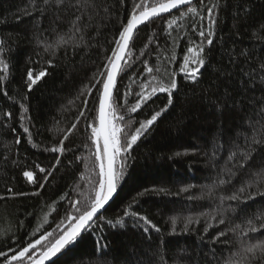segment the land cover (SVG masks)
I'll use <instances>...</instances> for the list:
<instances>
[{
  "label": "trees",
  "instance_id": "obj_1",
  "mask_svg": "<svg viewBox=\"0 0 264 264\" xmlns=\"http://www.w3.org/2000/svg\"><path fill=\"white\" fill-rule=\"evenodd\" d=\"M94 2L99 6L98 14L94 12L88 21L85 41L79 48H73L74 41L69 40L68 45L60 47L53 55L51 50L44 51L43 43L55 44L60 36L68 39L72 35L70 21L77 13L53 6L41 16L32 5L43 7V0H0V40L5 41L0 59H5L10 66L7 80L0 84V197L9 196V188L24 193L0 200V251L9 256L34 242L42 233H58L66 228L70 223L68 214H75L70 202L83 199L80 193L91 187L88 180L94 181L99 172L94 166V156L90 155L96 149L89 139L91 128L88 127L92 122L98 126L95 111L98 100L93 90V96L88 98L86 116L77 121L84 107L81 92L86 94L85 85L94 83L95 76L103 68L134 0ZM216 3L219 15L211 58L201 69L202 76L197 83L186 80L179 65L189 40L199 43L200 38L189 27L180 31L179 38L175 31L171 37L164 31L165 22L178 15L177 10L145 24L135 33L130 67L126 74L118 75L119 91L114 94L115 103L119 105L118 115L125 116L121 126L124 127L129 119L133 121L132 127L125 128V132L134 131L139 121L150 118L155 110L167 104V95L161 93L138 112L127 111L136 102L135 93L141 91V82L151 79L145 73V61L150 67L159 65L162 70L167 67L174 71L179 91L173 105L130 150L123 178L112 201L78 242L62 250L49 264H224L231 255L229 250H235L232 244L211 243L212 237L226 227L216 221H212L214 227L207 234L203 232L205 218L190 226L193 231L186 234L181 233L182 222H178L175 234H171L170 224L173 216L182 221L187 216L210 213L220 196L231 195L248 179L249 171L254 172L260 166L258 157L250 162L251 168L237 172L239 179H234L232 185L214 189V195L206 199L188 198L206 192L202 186L210 184L225 166L230 152L235 150L233 141L243 144V136L250 134L245 123L250 113L225 109L221 114L216 105L223 102L226 88L232 90L241 86L240 82L246 79L243 70L259 69L264 63V0H247L245 7L250 15L243 23L236 19L237 15H244L238 7L240 0H205L209 7ZM25 10L32 14L24 15ZM150 36L154 37L151 42ZM142 50L144 55H141ZM173 52L175 60L168 63ZM48 60L52 61L51 67ZM29 68H44L48 72L31 91L26 84ZM129 88L132 94L125 97ZM245 95H261L259 86ZM22 105L27 109L24 120H21ZM73 123L77 128L65 141L70 150L62 155L47 151L59 145ZM22 124L29 128L28 133L23 131ZM220 128L229 129L230 136L222 135ZM17 138L19 144L15 143ZM58 156L60 163L53 169ZM37 164L52 171L47 180H44L47 172L40 173ZM28 170L34 172L36 183H29L23 176ZM81 175L88 179L81 180ZM41 184L44 187H40ZM188 185L194 187L180 193V189ZM161 188L171 194L151 191ZM145 189L150 193L139 198L133 209L148 216L161 232L150 230L145 234L130 218L124 228L109 226L107 222L121 217L133 198ZM224 207L237 209L226 212L229 221L246 225L248 217L264 212V198L257 197L239 207L235 201L226 200ZM241 208L246 209V216ZM251 235L252 242L264 240V233ZM225 239L234 241L235 236L230 233L221 238ZM97 243L106 245L103 252L96 250ZM4 260L5 257L0 256V264H4Z\"/></svg>",
  "mask_w": 264,
  "mask_h": 264
},
{
  "label": "snow or ice",
  "instance_id": "obj_2",
  "mask_svg": "<svg viewBox=\"0 0 264 264\" xmlns=\"http://www.w3.org/2000/svg\"><path fill=\"white\" fill-rule=\"evenodd\" d=\"M123 2V0H121ZM247 0H240L239 10L243 12V16L237 15L236 19L243 23L245 19L250 15V11L245 7ZM56 9L74 10L77 13L74 19L70 21V32L72 35L65 39L64 36H60L59 40L55 44H49L44 42V51L51 50L53 55L56 50L62 46H66L69 40L74 41L73 48H79L81 42L85 41V32L88 28L90 21L93 18V13L98 14L99 6L95 4L94 0H43V7L37 6L33 3L32 7L34 11H38L41 16L51 7ZM219 4H213L211 7L205 4V0H134V6L131 12L128 14L126 23L122 24L118 37L114 40V47L111 50V54L105 59L103 68L99 70L94 78V83L91 85H85L86 94L82 91L81 95L84 96L82 101L84 107L80 110L79 115L76 117L77 121L81 117L86 116V110L89 105V97L93 96V90H95V97L98 100V107L95 109L99 126H96L95 122L88 125L91 128L92 144L95 146V152L90 153L94 156V166L99 169L96 174V179L88 180L91 185L86 192H81L82 200L71 201V207L75 210V214L69 213L67 219L70 223L62 231L58 233L45 232L42 233L39 238L34 242L27 243L26 246L14 251V254L9 256L7 253L0 251V256L5 257L4 264H45L46 261L52 257L57 256L62 250L69 249L74 246L92 226L95 219H98V213L108 201L112 198L113 194L117 190L119 181L123 178L124 169L126 167V160L130 155V150L148 131L154 126L158 119L168 111L175 100V94L179 91L178 81L174 71H170L167 67L161 68L157 65L155 68L150 67L148 62H144L145 73L151 79H147L140 84L141 91L135 93L137 99L136 102L127 108L129 113H136L145 107L152 97L158 94L167 95V104L162 108L155 110L151 114L150 118L139 121V126L135 127L132 132H125V128H131L133 121L129 119L124 127L121 126L125 121L124 115H118L119 105L115 103V93L118 89V75L126 74L127 69L130 67L129 60L131 58V47L134 43L135 33L138 32V26L150 22L151 18L158 17L163 13H170L172 10H177L178 15L171 16L165 22L164 31L168 36H173V32H176L177 38L180 37V31L185 27H189L190 31L200 38V42L195 40H189V46L186 47L185 54L183 55L182 62L179 65L180 72L184 75L185 79L192 82H199L202 72L201 69L206 67L208 60L211 58V50L214 45L215 29L218 23L219 12L217 9ZM206 12V15H205ZM32 13L25 10L24 15H31ZM202 21H206V24H201ZM264 27V25H262ZM186 38V34H185ZM154 39L153 36L149 37V42ZM38 43H41L38 41ZM175 43V40H174ZM5 41L0 40V53L5 51ZM148 45H145L147 48ZM141 55H144V51H141ZM127 57V58H126ZM175 60V53L173 52L167 59L168 63ZM49 67L52 66V61L48 60ZM0 84L7 80L10 73L9 62L5 59H0ZM155 73V74H154ZM48 72L46 69L41 68L34 70L29 68L27 71V88L29 91L33 89V86L37 84L42 78L46 77ZM245 80L240 82L238 89H225L224 100L218 103L217 109L223 114L225 109H229L236 112L250 113L245 123L248 124L250 134L243 136V144L233 141L235 150L231 151L225 166L220 168L217 173V177L212 180L208 185L202 186L206 189L203 195L199 197L189 196L190 200L193 199H206L214 195V189H222L226 185H232L234 179L237 177V172L251 168L250 162H255L259 157L260 166L256 171H249L248 179L245 180L241 186L231 195L220 196L219 203L215 205L210 213H201L199 216H187L182 218V221L177 217H170L171 234L176 233L178 222L183 223L181 229L182 234L193 231L190 227L195 224H199L201 218L206 219V224L203 229L205 234L209 233V230L214 227L212 221H216L218 225H225L224 230L217 232L216 236H213L211 243L213 245L217 243L232 244L235 249H230L231 255L224 261V264H264V240L257 239L252 242L254 237L251 234L264 233V212L252 215L247 218L246 225L236 224L234 221H229L226 217V212H236V208H225L224 202L235 201L237 207L249 201H255L257 197L264 198V63L259 66V69H252L251 71L243 70ZM135 83V81H133ZM255 86H259L261 95L248 97L245 93L253 90ZM2 90V89H0ZM132 94L131 88L125 92V97ZM5 95L7 93L5 92ZM127 104V100H125ZM21 120H24V113L27 109L21 106ZM5 115H11L6 113ZM23 131L29 132V128L22 124ZM77 128V124L73 123L69 129H67L63 139L59 141L58 146H53L47 151L53 153H60L61 155L70 149L66 146L65 141L69 139L73 131ZM15 131V129H13ZM220 133L225 136H230V130L220 128ZM239 133L237 136L239 137ZM31 142V138H29ZM102 142V147H101ZM15 143L19 144L20 139L17 138ZM33 147L36 145L33 144ZM219 151V146L217 147ZM176 155H181L177 153ZM216 153L214 152L211 159L214 160ZM81 157H77L80 160ZM60 163L59 156L56 157V164L52 166L54 169L57 164ZM40 173L47 172L44 176V180H47L52 175V171L36 165ZM23 176L27 178L29 183H36V177L31 170L24 171ZM81 180L88 179L84 175H81ZM40 187H44L43 184ZM194 185H188L182 187L180 193L189 192ZM9 196L0 197V200L12 199L18 195H24V193H16L13 189H7ZM157 194H171L166 189L161 188L159 190H151ZM150 193L149 189H145L143 192L138 193L137 197L133 198L124 210L123 215L118 217L114 222L109 220L107 223L109 226L115 228L119 226L124 228L126 226V220L132 219L134 226H141L145 234L150 230L155 232H161L160 227L154 224L151 219L143 214H140L137 210L133 209V205L139 202V198L144 197ZM180 193H176L179 195ZM34 195L36 193H33ZM241 212L247 215L246 209L241 208ZM239 218V216H237ZM139 222H143L142 225ZM234 234L235 240H221L222 237H227L229 234ZM106 245L97 243L96 250L103 252ZM39 249V251H37ZM161 262L164 261V257H160ZM219 264V262H217Z\"/></svg>",
  "mask_w": 264,
  "mask_h": 264
},
{
  "label": "water",
  "instance_id": "obj_3",
  "mask_svg": "<svg viewBox=\"0 0 264 264\" xmlns=\"http://www.w3.org/2000/svg\"><path fill=\"white\" fill-rule=\"evenodd\" d=\"M174 11H176V10H172L170 13H172V12H174ZM166 14H169V13H163V14H161V15L158 16V17L151 18V19H150V22L153 21V20H155V19H157V18L163 17V16L166 15ZM147 23H149V22H145V24H147ZM145 24L139 25V26H138V29H140V28H141L142 26H144ZM117 78H118V77H117ZM98 126H99V124H98ZM101 143H102V142H101ZM115 193H116V192H115ZM115 193L113 194L112 198L108 201V203L104 206V208L100 210V212L98 213V216L104 211V209L106 208V206L112 201V199H113L114 196H115ZM57 255H58V254H57ZM55 257H56V256H55ZM55 257H52L50 260L46 261L45 264H49V263H50Z\"/></svg>",
  "mask_w": 264,
  "mask_h": 264
}]
</instances>
